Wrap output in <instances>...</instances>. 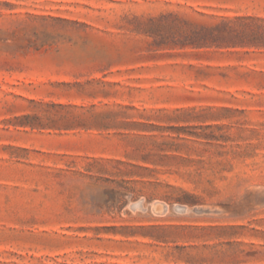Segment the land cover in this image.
Returning a JSON list of instances; mask_svg holds the SVG:
<instances>
[{
  "label": "rangeland",
  "instance_id": "374dc122",
  "mask_svg": "<svg viewBox=\"0 0 264 264\" xmlns=\"http://www.w3.org/2000/svg\"><path fill=\"white\" fill-rule=\"evenodd\" d=\"M0 264H264V0H0Z\"/></svg>",
  "mask_w": 264,
  "mask_h": 264
},
{
  "label": "bare ground",
  "instance_id": "6f19581e",
  "mask_svg": "<svg viewBox=\"0 0 264 264\" xmlns=\"http://www.w3.org/2000/svg\"><path fill=\"white\" fill-rule=\"evenodd\" d=\"M159 204H161V203H159ZM160 207V206H159ZM163 207V206H162ZM165 209V208H164Z\"/></svg>",
  "mask_w": 264,
  "mask_h": 264
}]
</instances>
